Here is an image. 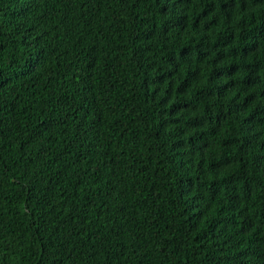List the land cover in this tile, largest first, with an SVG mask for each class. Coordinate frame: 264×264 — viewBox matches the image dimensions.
Here are the masks:
<instances>
[{
  "label": "trees",
  "instance_id": "1",
  "mask_svg": "<svg viewBox=\"0 0 264 264\" xmlns=\"http://www.w3.org/2000/svg\"><path fill=\"white\" fill-rule=\"evenodd\" d=\"M0 264H264V0H0Z\"/></svg>",
  "mask_w": 264,
  "mask_h": 264
}]
</instances>
